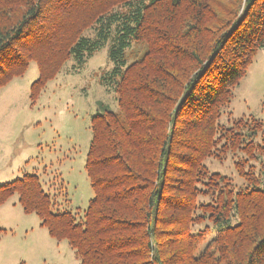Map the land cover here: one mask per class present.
I'll return each mask as SVG.
<instances>
[{
	"label": "trees",
	"instance_id": "trees-1",
	"mask_svg": "<svg viewBox=\"0 0 264 264\" xmlns=\"http://www.w3.org/2000/svg\"><path fill=\"white\" fill-rule=\"evenodd\" d=\"M103 47L117 110L90 118L83 217L35 172L0 183V205L16 194L78 264H264V123L228 110L264 47V0H0V87L34 61L32 103ZM229 155L239 186L205 163Z\"/></svg>",
	"mask_w": 264,
	"mask_h": 264
},
{
	"label": "rangeland",
	"instance_id": "rangeland-1",
	"mask_svg": "<svg viewBox=\"0 0 264 264\" xmlns=\"http://www.w3.org/2000/svg\"><path fill=\"white\" fill-rule=\"evenodd\" d=\"M73 64L76 71L72 72ZM110 66L106 47L84 57L80 64L69 59L33 103L29 86L38 76L34 61L21 77L0 87V183L35 172L43 189L56 201V209L70 210L76 219L83 217L93 195L84 168L90 118L98 102L117 110L111 83L99 80ZM228 110L233 117L251 114L264 123V47L234 87ZM226 116L224 113L221 119ZM205 163L210 171L229 176L234 186L243 183L231 155L222 161L206 159ZM16 196L0 205V226L6 229L0 234L1 264L12 259L15 264H78L67 240L49 236L35 213H23Z\"/></svg>",
	"mask_w": 264,
	"mask_h": 264
},
{
	"label": "crops",
	"instance_id": "crops-1",
	"mask_svg": "<svg viewBox=\"0 0 264 264\" xmlns=\"http://www.w3.org/2000/svg\"><path fill=\"white\" fill-rule=\"evenodd\" d=\"M10 82V81H9ZM3 87H5V86H3ZM16 200H17V203H18V196H16ZM12 204H14V202H12ZM19 204V203H18ZM2 205V204H1ZM20 206V205H19ZM12 207H14L13 205H12ZM20 208H21V206H20ZM21 210H22V208H21ZM23 211V210H22ZM24 213V212H23ZM27 214V213H26ZM1 248H3V247H1ZM2 263V261L0 260V264ZM8 264H15V259H12Z\"/></svg>",
	"mask_w": 264,
	"mask_h": 264
}]
</instances>
